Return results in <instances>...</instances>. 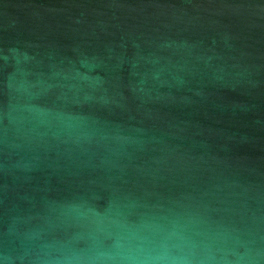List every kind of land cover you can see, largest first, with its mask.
I'll return each mask as SVG.
<instances>
[{"label": "water", "instance_id": "water-1", "mask_svg": "<svg viewBox=\"0 0 264 264\" xmlns=\"http://www.w3.org/2000/svg\"><path fill=\"white\" fill-rule=\"evenodd\" d=\"M0 264H264V0H0Z\"/></svg>", "mask_w": 264, "mask_h": 264}]
</instances>
